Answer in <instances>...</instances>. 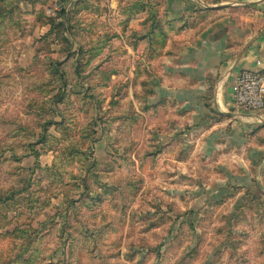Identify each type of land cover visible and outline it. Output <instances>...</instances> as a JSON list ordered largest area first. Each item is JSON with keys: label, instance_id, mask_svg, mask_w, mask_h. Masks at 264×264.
<instances>
[{"label": "rangeland", "instance_id": "1", "mask_svg": "<svg viewBox=\"0 0 264 264\" xmlns=\"http://www.w3.org/2000/svg\"><path fill=\"white\" fill-rule=\"evenodd\" d=\"M161 1L0 0V264H264V151L149 128Z\"/></svg>", "mask_w": 264, "mask_h": 264}, {"label": "crops", "instance_id": "2", "mask_svg": "<svg viewBox=\"0 0 264 264\" xmlns=\"http://www.w3.org/2000/svg\"><path fill=\"white\" fill-rule=\"evenodd\" d=\"M161 2L146 35L153 44L142 47L151 133L169 147L207 155L231 157L251 145L264 151L250 134L264 135V111L233 106L238 75L264 71V0Z\"/></svg>", "mask_w": 264, "mask_h": 264}, {"label": "built area", "instance_id": "3", "mask_svg": "<svg viewBox=\"0 0 264 264\" xmlns=\"http://www.w3.org/2000/svg\"><path fill=\"white\" fill-rule=\"evenodd\" d=\"M233 106L237 110L264 111V71H242L235 82Z\"/></svg>", "mask_w": 264, "mask_h": 264}, {"label": "trees", "instance_id": "4", "mask_svg": "<svg viewBox=\"0 0 264 264\" xmlns=\"http://www.w3.org/2000/svg\"><path fill=\"white\" fill-rule=\"evenodd\" d=\"M62 13H65V11L63 10V12ZM156 16V15H155ZM155 16L153 15V18H155ZM157 17V16H156ZM156 22H157V18H156ZM156 24V23H155ZM156 26V25H155ZM144 37V36H143ZM56 62V61H55ZM57 64L55 65V63H54V66H56V67H58L59 65H60V62H56ZM47 123L49 124V125H53V124H55L56 122L55 121H53V120H51V121H47ZM47 125L45 124V128H44V131H46L47 132ZM18 191V190H17ZM13 195L14 194H11V195H5V196H1L0 195V202H7L9 199H12L13 198ZM0 204H2V203H0Z\"/></svg>", "mask_w": 264, "mask_h": 264}]
</instances>
